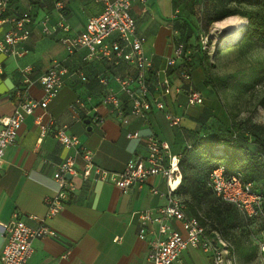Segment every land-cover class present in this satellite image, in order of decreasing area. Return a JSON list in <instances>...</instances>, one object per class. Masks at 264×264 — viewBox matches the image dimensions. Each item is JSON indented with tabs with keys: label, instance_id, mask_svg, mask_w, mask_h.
I'll use <instances>...</instances> for the list:
<instances>
[{
	"label": "crops",
	"instance_id": "obj_1",
	"mask_svg": "<svg viewBox=\"0 0 264 264\" xmlns=\"http://www.w3.org/2000/svg\"><path fill=\"white\" fill-rule=\"evenodd\" d=\"M53 2L10 0L8 5L7 17L21 15V12L30 13L31 35L22 44L26 53L21 57L0 54V120L13 114L17 89L26 87L29 98L42 99L39 79L54 64H63L69 74L58 96L48 103L46 109L37 108L24 118L15 143L4 152L0 169V253L5 243L3 226L13 215L30 227H37L38 220L45 218L47 209L44 199L53 196L56 191L52 177L56 166L74 154L73 149L64 148L54 138L56 128L65 126L67 132L75 135L80 144L92 153L97 165L118 173L129 158L145 155V138L148 135L166 141L170 153L178 155L187 142L185 131L194 127L190 118H197L200 114L198 109L186 106L184 95L180 94L171 96L167 101L168 110L182 116L180 128H169L159 112L133 120L128 126L120 125L112 112L99 106L104 88L97 78L115 72L124 73L126 69L131 71V68L123 65L115 72L111 71L102 61L83 60L84 50L68 54L58 40L60 31L50 37L41 34L38 22L42 18L48 17L52 24L59 19ZM62 2L70 34L83 31L87 18L99 14L101 10L93 0ZM195 5L196 0L132 3L130 13L137 33L145 37L144 51L156 67H163L173 57L177 35L174 18H178L179 23L186 20ZM8 28V22L1 24L0 35ZM24 77L30 82L26 86L21 83ZM82 78L86 80L82 81ZM175 78L174 86L179 85ZM106 89L120 92L113 80L109 81ZM202 96L205 101L210 99ZM88 97L90 101L84 110L72 108L77 98L85 100ZM87 109L93 112L87 114ZM94 113L102 118V123L90 120ZM85 120L90 123L85 124ZM168 129L172 131L170 134ZM128 132H138L139 138L127 139ZM76 162L80 167L79 157ZM72 182V195L64 210L44 222L56 233V237L33 242L30 264H152L147 258V242L157 236L156 227L150 225V233L144 241L140 240L138 214H154L166 204L165 197L150 191L154 187L164 193L165 181L157 176L149 177L145 184L134 185L126 192L107 182L82 181L80 178H74ZM171 228L182 232L177 222L171 223ZM211 258V251L189 249L179 256L176 264H209Z\"/></svg>",
	"mask_w": 264,
	"mask_h": 264
},
{
	"label": "built area",
	"instance_id": "obj_2",
	"mask_svg": "<svg viewBox=\"0 0 264 264\" xmlns=\"http://www.w3.org/2000/svg\"><path fill=\"white\" fill-rule=\"evenodd\" d=\"M10 0H0V25L8 22L9 28L0 35V54L21 57L26 53L22 44L31 35L29 27L31 18L24 13L21 18L7 17ZM101 7L100 13L87 18L83 31L70 34V29L63 14V2L55 3L59 19L54 24L48 17L38 22L41 34L52 36L61 32L59 42L70 55L80 50L85 51L83 60H98L107 64L111 71L126 69L124 73H111L97 78L104 88L100 96L99 106L112 112L120 125L128 126L131 121L145 117L152 112H159L169 128H180L182 116L168 110L167 101L171 96L184 95L186 106L194 108L204 104V97L191 82L190 70L182 66L183 58L188 54L181 43H175L173 57L163 67H156L144 51L145 37L137 33L136 23L130 13L132 3H143L145 0H93ZM202 48H206V38L201 40ZM189 60V59H187ZM69 70L63 64H54L40 79L43 90L41 100L29 98L27 89H17L16 108L13 114L0 120V169L5 150L13 145L18 130L26 116L35 109H46L48 103L56 98L64 84ZM179 85H173V76ZM85 79L82 78V81ZM113 80L119 87V94L106 89ZM22 85L30 82L24 77ZM85 100L77 98L72 108L84 110ZM92 110L87 109V114ZM90 120L102 123V118L92 114ZM39 124V123H38ZM54 138L64 148L73 149L74 154L67 156L53 173L56 191L53 196L46 197L45 218L38 220L37 227H30L17 215L3 226L5 243L0 253V264H30L33 242L40 238L56 237V233L44 224L45 219L59 215L70 201L73 191V179L82 181L107 182L126 192L132 186L145 184L149 177H160L165 181L164 193L152 187L151 193L166 198V204L158 208L154 214L141 212L138 214V238L145 240L150 233L149 226L156 227V237L149 239L147 258L152 264H176L179 256L186 250L201 248L211 251L209 264H224L229 245L218 238L214 243L205 236V228L200 222L185 212L179 197L174 192L180 182L178 155L170 153L166 141L154 135L145 138V155L132 156L125 163L121 172L114 173L101 168L94 162L92 153L84 148L75 135L67 132L65 126L53 132ZM127 139H138V132L126 133ZM81 159L77 166L76 158ZM70 176V179L66 178ZM209 187L213 195L220 201L231 204L244 218H264L262 200L250 183L242 182L238 175H227L218 167L209 175ZM35 219V218H33ZM180 224L182 232L171 228V223ZM260 256L264 264V242L260 244Z\"/></svg>",
	"mask_w": 264,
	"mask_h": 264
},
{
	"label": "trees",
	"instance_id": "obj_3",
	"mask_svg": "<svg viewBox=\"0 0 264 264\" xmlns=\"http://www.w3.org/2000/svg\"><path fill=\"white\" fill-rule=\"evenodd\" d=\"M60 1L63 0H54L53 5ZM26 13L31 18L30 13ZM22 15L21 12V15L11 17L21 18ZM232 17L245 20L243 38L235 46L247 42L255 48L264 49V0H196L190 17L180 23L178 18H174L175 43H181L188 54L183 58L182 66L187 67L190 74L194 66L202 68L203 63H208L209 27ZM203 38H206L205 49L201 43ZM219 52H215L213 60ZM259 79L257 74L252 75L246 81L235 82V87L247 91ZM215 80L220 81L223 88L228 87V80ZM204 83L213 82L206 79ZM190 119L194 127L185 131L187 142L178 154L180 182L174 194L180 198L186 214L195 217L205 228V236L209 240L215 243L220 238L229 245V249L233 243L232 251H240L236 253L243 255L247 261L253 252H242L239 241L235 239L236 232L244 231L251 220L261 217L246 219L231 204L215 198L208 184L209 175L218 167L223 168L227 175H238L242 182L250 183L252 190L261 197L263 211L264 128L253 126L243 135H238V130L233 127L216 124L205 108L197 118Z\"/></svg>",
	"mask_w": 264,
	"mask_h": 264
},
{
	"label": "rangeland",
	"instance_id": "obj_4",
	"mask_svg": "<svg viewBox=\"0 0 264 264\" xmlns=\"http://www.w3.org/2000/svg\"><path fill=\"white\" fill-rule=\"evenodd\" d=\"M222 22L209 27L208 63H203L202 68L196 65L192 70V83L205 97L210 98L193 110L201 112L205 108L216 124L233 127L238 130V135H243L253 126L264 128V49L255 48L247 42L235 46L243 38L241 34L233 41L236 28L239 25L244 27L245 20L236 17L226 20V30L223 29ZM169 38L172 41L171 35ZM218 50L220 52L213 60L212 57ZM255 74L260 79L253 88L240 91L235 87V82L246 81ZM232 76L235 78L232 79ZM216 78L228 80V87L223 88ZM206 79L213 83L206 85ZM171 132L168 129V133ZM262 212L264 214V208ZM235 239L239 241L242 252H253V255L246 261L243 255L236 253L240 251H232L235 246L232 243L224 257V264H263L259 246L264 242V218L251 220L244 231L236 232Z\"/></svg>",
	"mask_w": 264,
	"mask_h": 264
},
{
	"label": "bare ground",
	"instance_id": "obj_5",
	"mask_svg": "<svg viewBox=\"0 0 264 264\" xmlns=\"http://www.w3.org/2000/svg\"><path fill=\"white\" fill-rule=\"evenodd\" d=\"M228 19H230V18H228ZM228 19H226V20H228ZM226 20L225 21L223 20V22L221 23L223 25V27L225 26ZM223 29L226 30V27H224ZM236 29H237V32H235V34H234L233 41L241 36L242 31L244 30V27H242V25H239V27H237Z\"/></svg>",
	"mask_w": 264,
	"mask_h": 264
},
{
	"label": "water",
	"instance_id": "obj_6",
	"mask_svg": "<svg viewBox=\"0 0 264 264\" xmlns=\"http://www.w3.org/2000/svg\"><path fill=\"white\" fill-rule=\"evenodd\" d=\"M84 123H85V124H89L90 121H89V120H85ZM88 129L90 130V128H88ZM66 178H67V179H70V176H69V175H66Z\"/></svg>",
	"mask_w": 264,
	"mask_h": 264
}]
</instances>
